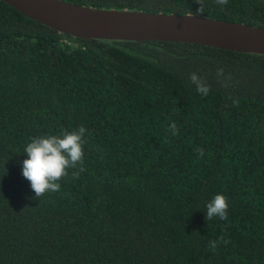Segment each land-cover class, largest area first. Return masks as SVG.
Returning a JSON list of instances; mask_svg holds the SVG:
<instances>
[{"label": "trees", "instance_id": "16d2710c", "mask_svg": "<svg viewBox=\"0 0 264 264\" xmlns=\"http://www.w3.org/2000/svg\"><path fill=\"white\" fill-rule=\"evenodd\" d=\"M201 16L264 28V0H204ZM81 125L85 170L69 168L58 192L36 198L22 174L26 145ZM217 194L228 198L227 220L206 219ZM221 236L230 243L210 249ZM0 264H264V55L75 37L0 0Z\"/></svg>", "mask_w": 264, "mask_h": 264}, {"label": "water", "instance_id": "95a60500", "mask_svg": "<svg viewBox=\"0 0 264 264\" xmlns=\"http://www.w3.org/2000/svg\"><path fill=\"white\" fill-rule=\"evenodd\" d=\"M58 32L80 38L171 41L264 55V28L198 14L96 8L64 0H1Z\"/></svg>", "mask_w": 264, "mask_h": 264}, {"label": "clouds", "instance_id": "9594fccd", "mask_svg": "<svg viewBox=\"0 0 264 264\" xmlns=\"http://www.w3.org/2000/svg\"><path fill=\"white\" fill-rule=\"evenodd\" d=\"M195 2L200 5L197 13L203 15L204 0H195ZM215 2L219 5H226L229 0H215ZM223 75L224 70L222 68L218 69L217 76L221 77ZM228 79H231L230 74ZM190 80L195 85L198 93L203 96L209 94L210 86L202 77L193 72L190 75ZM234 103L238 104L239 101L235 100ZM172 130L175 133V124L172 125ZM87 131L85 126L81 125L77 130L65 131L62 136L47 135L32 138L31 142L26 145L24 152L28 158L23 161L22 174L30 182L36 198L47 193L58 192L61 188L59 182L69 175V168L76 169L79 166V171L72 173L76 177L85 170L83 167L84 144L86 143L84 138ZM198 152L203 156L202 148L198 149ZM228 209V198L223 194H217L207 204L206 219L211 220L218 217L221 220H227ZM218 243L228 244L230 241L221 236L219 241H210L209 248L215 250Z\"/></svg>", "mask_w": 264, "mask_h": 264}]
</instances>
